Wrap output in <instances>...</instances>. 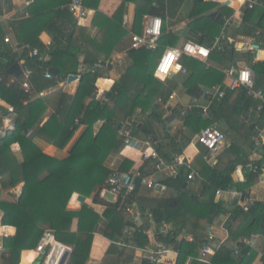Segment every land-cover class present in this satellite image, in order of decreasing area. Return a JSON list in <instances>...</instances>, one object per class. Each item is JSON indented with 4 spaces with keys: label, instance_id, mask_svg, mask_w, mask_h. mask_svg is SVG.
Masks as SVG:
<instances>
[{
    "label": "trees",
    "instance_id": "16d2710c",
    "mask_svg": "<svg viewBox=\"0 0 264 264\" xmlns=\"http://www.w3.org/2000/svg\"><path fill=\"white\" fill-rule=\"evenodd\" d=\"M151 2L152 0H122V4L114 16L108 18L98 10L100 0H83L85 8L93 10L95 16H98L100 31L95 39L89 38L86 30L73 22L71 13L66 7L69 2L60 9V13H67L69 18L64 15L56 16L54 20L46 24L47 22L42 19V15L47 13V9L36 12L33 17L37 24L51 37V44L48 48H45L37 40V34H33V31L22 24V29L15 32L16 39L23 45L29 44L30 48L38 50L36 57L28 56L27 52L23 53L24 66L31 70L30 92H25L22 88L23 78L21 75L16 77L8 74V69L11 66H17V59L13 58L10 49L1 46L0 101L11 107L12 110L9 114H13L15 117L14 129L8 131L4 137H0V212L2 213L0 225L12 226L16 229L13 237L2 238L3 247L8 250V255L3 257L2 264H19L22 252L32 250L46 231L52 234L56 243L72 249L68 264H83L89 254L91 231L96 222L97 214L85 205L78 211L68 210L67 206L75 193L90 198L95 204H104L100 198V191L107 187V180L111 174L104 165V159L110 152L96 144L94 124L102 120L104 122L102 130L115 139L116 131L115 128H112L115 116L122 108L127 109L126 113H123V119L121 118L116 127L118 129L125 123L124 119H131L135 110L139 108L143 113L151 110L146 122L151 128L146 129L145 133L151 135L153 140L156 139V135H154L157 131L156 127L162 126L164 130H167L166 120H162L156 113L158 105L154 103L153 99L156 95L167 99L168 92L163 88L159 91L152 82L149 84L150 81H155L153 75L156 66L154 53L157 50H139L133 57V63L127 71L128 75H133L135 83L141 85L139 94L137 93L132 98L129 97L125 88V81H119L115 82L106 94L107 100L103 106L98 103L88 104L82 119V124L86 128L73 145L66 159L57 160L47 156L39 151L33 143L35 137H42L54 147L62 148L66 145L76 129L74 120L77 106L80 104L77 105V103L82 97L84 99L87 85L91 83L94 85L96 80L102 77L100 70L105 67L94 68V64L105 60H98L99 57L106 58L111 55L112 49L109 48L108 38L110 34L118 30L117 19L122 18L126 6L130 3L134 6L135 22H139L147 9L145 6L153 5ZM203 6L212 7V5ZM227 11L228 14L232 13V11ZM255 14L260 17L262 13L257 12L256 9L245 10L238 35L252 37L255 40H264V23L262 22L264 20L256 24L251 23ZM70 31H72V35L66 43ZM2 37L3 34L0 32V45L3 44ZM81 53L86 54L85 63L88 70L80 76L81 83L75 97L63 96L55 114L52 115L47 124L40 127L39 123L42 118H38V115L35 114L33 116L28 115L25 112V103H28L36 93L53 88L66 81L71 75H78V55ZM230 53L229 51V55ZM42 54L49 55V60L45 62L40 59ZM50 68H55L56 74L52 75L51 79H46L45 74L49 73ZM250 70L254 76V89L260 90L264 98V62L252 64ZM234 96L235 98L232 99L231 97ZM231 100L237 105L243 101L244 104L242 108H239L240 110H237L233 107V103L230 107ZM251 103L255 109L262 104L260 101L252 102V99L247 97L246 92L242 90L233 96L225 95L220 99L215 98L211 101L208 113L211 119L203 121L201 111L189 110L184 118L185 129L188 135L193 137L212 122H218L227 117L230 129L241 130L244 124V110L248 109L246 106H250ZM108 104L113 105L114 112L112 115H115L114 117L103 113L108 108ZM3 110L0 106V114L3 113ZM73 112L74 114H72ZM263 115L264 104L261 111L256 113V117L261 120ZM174 118L175 115L172 116V119ZM138 129L136 126L134 131L138 132ZM246 131L248 137L253 130L247 128ZM167 138L165 140H168ZM180 141L181 144H176L173 139L169 141V144L176 148L177 154H181L182 149L189 144V139L185 141L184 138H181ZM13 144H18L22 151L23 160L19 163L13 161L7 153ZM121 144L120 140L116 141L111 151L113 153L118 152L119 147H122ZM235 148L236 146L232 145L218 155L217 164L212 168L207 167L208 170L203 174L201 180L188 182V172L183 168H180L179 176L175 179L164 180L163 185L175 191L172 195L170 193L168 199H154L150 196V192L142 194L141 189L134 192L133 197H131L133 202L136 201L137 197L139 207L151 211L156 222L167 221L172 224L173 234L162 238V241L167 245H172L178 251V264H182L189 256L196 257L203 245L207 226L212 225L221 213L225 202L222 199L215 200L216 192L232 189L247 195L248 190L259 176V171L253 173L246 168L243 181L236 182L233 180V172L229 171V166L239 163V160L236 159L237 155L232 154ZM157 150L163 156L162 144L157 146ZM200 152L201 154L204 152L202 147ZM165 155L168 157L167 154ZM127 166L122 168L121 172L128 171L129 165ZM186 183H190L194 187L198 186V188L190 190L192 189L189 187L190 184L184 188ZM19 184H23L22 188L16 190L13 196L9 195L8 192L14 190ZM169 199L174 200L177 213L181 210L180 216L174 215L173 210L168 208ZM226 202L232 206V217L227 224V231L231 240L255 233L264 237V216L261 217V214L255 213L258 211L256 210L257 205L248 212H244L241 209L242 206H237L236 197H231ZM108 207L113 209V215H111L113 218L110 220L111 224L104 235L113 240L114 236H121L123 227L130 225L129 216L123 211H115L116 204ZM75 220L77 227L76 230H73L72 225ZM119 222V231H116ZM187 226L192 227V231L197 229V232L193 233L192 240L190 242L185 239L177 240L178 234ZM117 241L126 243V248L120 250L114 244ZM147 245L148 239L142 234V230L137 229L130 235L113 241L108 250L110 259L106 263L130 264L135 250L145 248ZM250 251V248H242L238 256L234 257L230 248L221 246L215 256L211 258V264H240ZM260 262L264 264V248ZM23 263H28V259L24 258ZM192 264L201 263L193 262Z\"/></svg>",
    "mask_w": 264,
    "mask_h": 264
},
{
    "label": "crops",
    "instance_id": "0c3cea01",
    "mask_svg": "<svg viewBox=\"0 0 264 264\" xmlns=\"http://www.w3.org/2000/svg\"><path fill=\"white\" fill-rule=\"evenodd\" d=\"M69 1L70 0H0V32L3 34L2 40L8 39L9 41L8 43H4V41H2L3 44L0 45V49H2V47H6L12 51L13 58L17 59V68H20V73L21 67L24 66L25 62L23 53L27 52L28 56H31V53L26 49L24 50V47L26 45L29 46V44L23 45L22 42L18 41L16 39L15 32H19L22 29V24L27 29L33 31V34H37V40L41 42L45 48H48L51 44V37L42 29L41 26L37 24L33 16L36 12L38 13L43 9H47V13L42 15V19L47 22L46 24H48L49 21L54 20L56 16L64 15L66 18H69L67 13H60V9ZM257 1L259 2V5L255 6L252 10L256 9L257 12H261L262 14L260 17L255 14L251 20L252 24H256L257 22L264 20V0ZM225 2H228L226 7L223 6ZM152 3L153 5L151 6H145L147 9L145 10L144 15L139 22H135L134 6L130 3L126 6L125 13L123 14L122 18L117 19L118 30H114L116 32L110 34L108 38L109 48L112 49L111 55L106 58L103 56L98 58V60H107L105 65H103L105 68L100 70L102 77L97 79L94 85L92 83L87 85V90L84 92L86 93V95L84 94V99L82 97L80 102L77 103V105L79 103L80 104L77 106V113L75 112L76 116L74 124L76 125V129L66 145L62 148H57L42 137H35L33 139V143L39 151L47 156L57 160L66 159L69 156L73 145L76 143L86 128V126L82 124V119L88 104L98 103L100 106H103L107 100L106 94L110 91L114 83L119 81H125L124 84L129 97L132 98L137 95L138 92H140L141 85H137L134 81L133 75H128L127 71L133 63V57L138 52H130L131 34L141 33L144 17L160 18L163 22L162 35L158 42V47L156 49L157 51L154 53L155 64L159 57L163 54L162 52H164L166 49H178L187 41L200 43L207 48H212L214 42L219 39L221 35H225L226 42L224 53L213 51L208 60L205 62L184 57L185 59L183 58L182 65L186 71L185 74H173L166 80H159L154 77L155 81L149 82V84L152 82V84H154L159 91L162 88L167 90L169 95L167 99H163V97L158 95H156L153 99L154 103H157L158 105L156 113L161 117L162 120H166L167 126V130H164L162 126L156 127L157 131L154 133V135H156L155 140L151 138V135L145 133L146 129L149 130L151 128L148 126V124H146L147 117L149 116L151 110L143 113L141 109L138 108L133 113L131 119H124V124H130L132 126L133 136L135 138L140 141L150 140L155 143L156 147L159 146V144L163 145V149H165L166 153L161 152L163 154V156H161L159 152V159H151L142 162L141 154L144 150L142 143H132L130 146H126L123 140L119 137L118 132L120 127L118 129H116V127L121 121V118L123 119V113H126V108H122L117 116L114 115L115 118L112 123V128H115L116 131L115 139L102 130L104 123L102 120L94 124V131L96 136V144L100 148H104L110 152L104 159V165L110 173L112 171L121 172L122 168L128 167L127 165H129V170L125 173H132L134 171H138L137 169H139V172L142 174V176L155 181V187L152 189L140 186L139 189H141V193L145 194L150 192V196L154 199H168L170 197V193L172 195L175 193V191L172 188L168 189L167 186L163 185V181L169 178H176L172 177L168 170L169 165L176 158H178L179 161L189 162L191 168L199 175L200 180L202 179L206 170H208L207 167H213L209 166L203 160V154L205 151L202 148L204 152L201 154V146L196 142L194 136L191 137L188 135V132L184 126V118L187 115L182 116L181 114L184 111H187L188 113V107L190 106H205L208 100L204 97V93L206 91L213 92L214 89L223 91L224 96H233L235 93H240L242 90L246 92L247 97L252 99V102L260 101L262 104L260 106L258 105L257 109L254 108L252 103L250 106H246L248 109L244 110V124L241 130L230 129L227 117L226 119L224 118L221 121L212 122L210 124L212 125L216 123L217 126L220 127V130L225 137L223 149L218 155L223 153L225 149L230 148L232 145L236 146L232 154L237 155L236 159L239 160V163L229 166V168L232 166L231 172H233L232 178L234 181L241 182L244 180V171L249 164H255L261 168L257 180L252 184L247 192V195L234 190H232L234 192L233 196H223L222 198H217L215 195L216 201L222 199L226 204L224 203L222 206V211L218 215L215 222L212 225L207 226L206 233L203 238V245L208 233H212L218 242H222L221 246H226L233 252V242L237 241L240 237L236 240H231L229 237L227 224L232 217V206H229L226 200L231 197H236L237 206H242L241 209L244 212H248L252 207L257 205L256 210L259 212L256 211L255 213L261 214V217L264 216V115L262 116L263 119L261 120L257 119L258 117H256V113H259L262 109L264 98L259 99L256 96V93H258L260 90H255L254 85L252 89L242 87L236 90H229L227 85L230 80L225 75V72L231 67H234L236 70L242 68L250 69L252 64L264 62V40H255L252 37L238 35V30L243 22L246 10L241 6L242 0H203L202 2H199L198 0H152L151 4ZM121 4L122 0H100L98 10L108 18H112ZM203 5H212V7L208 8ZM87 10L89 11V15L87 17L88 19L85 22V25L81 28L86 30L89 38L95 39L99 35L100 31V26L97 20L98 16H95V12L93 10ZM227 10L232 11V13L228 14L229 12ZM213 13L219 14L215 20L209 17ZM226 18H230V21L227 25H225ZM262 22L264 23V21ZM159 51L161 55L158 54ZM229 51L231 52L230 55ZM41 56L42 57L40 59L44 60L45 62L49 60V55L42 54ZM227 56H229V58H227ZM86 59L87 57L85 53L78 55V75H71L72 77H76L75 80L68 82V79H66V81L59 83L53 88L41 93H36L31 97V100L28 103H25V112L28 113V115L33 116L35 114L38 115V118H42L41 122L39 123L40 127H43L45 124H47L52 115L55 114L60 102L63 99V96H68L70 98L75 97V94L77 93L81 83L80 76L83 74L80 71L82 66L87 67L85 63ZM214 83L216 84L213 85ZM90 87L92 88L90 89ZM171 96H173V99H170ZM231 98L234 99L235 96ZM214 99L215 98L212 99V97L210 98L211 101ZM232 103L233 107H235L237 110H240L239 108H242L244 101L237 105L233 100H231L230 107H232ZM0 106L4 109L3 113H1L2 116L0 115V133L3 132L4 135L8 131L14 129L13 121L15 116H13V114H9V112L12 110L9 105L0 101ZM112 106L113 105L108 104V108L104 110L103 113L108 116H113L112 114L114 109ZM195 110L200 111L199 108ZM4 112L7 113L5 114ZM72 114H74V112ZM173 115H175L174 119H172ZM201 118L203 121L211 119L209 114L207 117H203V115H201ZM9 125H12V129L5 130L4 128ZM136 126L139 128L137 130L138 132L134 131ZM179 128L182 132L179 130ZM247 128L253 130L251 135L248 137L246 131ZM176 130L178 132H176ZM175 134L177 135V138H173V135ZM166 137H168V140H165ZM181 138H184L185 141L189 139V144L182 149L181 154H177L176 148L169 144V141L173 139L176 144H181ZM118 140L121 141L122 147H119L120 149L118 152L113 153L111 150ZM9 150H11L9 155L13 161L15 159L16 162L19 163L23 160L22 151L18 144L11 145ZM165 154H167L168 157H166ZM185 171L187 170L185 169ZM196 180L199 179L195 178L191 181L195 182ZM187 181L189 182V180ZM189 184L190 183H186L183 187L185 188ZM22 186L23 184H19L15 190H20ZM189 187L192 188H189L190 190H196L198 188V186L194 187L191 184ZM12 193L14 194V192ZM76 195L80 194H73L69 201V204L75 206L74 211L80 210L82 206L85 205L87 208L93 210L97 214L96 222L91 231L89 254L83 264H107L106 261L110 259V254L108 253L109 247L111 244H113V241H116L117 238L121 239L123 236L129 235L124 234V229L127 226L123 227L120 237L114 236L115 238L113 240L105 237L104 233L110 226V220L113 218L111 216L113 215V209L108 207L115 204L112 196L108 193H105L103 197H101V199L104 201V204H95L90 198L84 196L85 200L83 205L76 206V203H71L72 200L75 201L74 196ZM169 200L168 208L173 210V214L177 216L178 213L175 210L176 204L173 199ZM135 203L136 207L140 211H149L148 209L143 210L139 207L137 197ZM115 211H117V209ZM1 217L2 213L0 212V222ZM169 224L172 227V235L173 226L171 223ZM72 226L73 230H76V220L73 222ZM146 226L149 236L148 238L146 235V238L150 239L149 244H152L154 241L153 228L149 227L148 225ZM119 227L120 222L116 228V231H119ZM191 228H189V226L184 228L182 232L178 234L176 239H185L186 241L190 242L192 240L193 233L197 232V229L192 231ZM15 232L16 229L12 226L0 225V264H2L3 257L8 255V250L3 247L2 238L13 237ZM249 236H253L255 238V244L251 248L248 256L244 258L240 264H262L260 259L262 257V249L264 248V237L256 233ZM170 246L173 248L172 245ZM35 247L32 250H26L22 252L19 264H25L23 263L24 258L28 259V263L26 264H36L35 262L38 257H44V255H39L35 252ZM174 250L177 251L176 249ZM200 250L197 252L196 257H198ZM30 254L33 256L32 258L29 256ZM141 256L142 253L140 249L135 250L130 264H145ZM196 257L189 256L188 258L193 259ZM166 258H177L178 264L179 253L177 256L169 253ZM68 262L69 259L67 260L66 264H68ZM193 262L197 261L192 260L189 264H192Z\"/></svg>",
    "mask_w": 264,
    "mask_h": 264
},
{
    "label": "built area",
    "instance_id": "2783aa9c",
    "mask_svg": "<svg viewBox=\"0 0 264 264\" xmlns=\"http://www.w3.org/2000/svg\"><path fill=\"white\" fill-rule=\"evenodd\" d=\"M259 5L257 0H242V7L246 10H252L255 6ZM67 9L71 13V16L76 25L84 26L89 15V11L85 8L83 0H70L67 4ZM230 21V18L225 19V25ZM163 22L160 18L156 17H144L142 31L140 34H131V44L130 49L133 51L148 50L155 51L158 47L159 39L162 35ZM4 43L8 42V39L3 40ZM225 35H221L219 39L214 42L212 48H207L200 43H195L192 41L185 42L178 49H166L163 54L159 57L154 68V77L159 80H166L173 74H185L186 71L182 65V60L184 57L197 59L205 62L210 57L213 51L225 52ZM191 48V51H189ZM24 49L30 51L32 57L38 55L37 49H32L30 46L26 45ZM169 54L172 55V59L169 62L168 71L161 72L165 60L168 58ZM107 60L99 61L94 64V68H99L105 65ZM179 65V70H176V66ZM86 66H82L81 73L87 71ZM20 75L23 78L22 88L25 92H30L31 89V70L25 66L21 67ZM225 75L229 78V83L227 85L229 90H236L239 88L252 89L254 85V76L250 69L242 68L236 70L234 67L229 68ZM51 74L46 73L45 78L51 79ZM224 92L219 89H214L213 92L206 91L204 97L207 98L208 102L205 106L193 105L188 107L189 110L197 109L201 111L203 117H207L209 113V108L211 104L210 98H222ZM259 99H263L261 92L256 93ZM173 99V96L170 97ZM210 100V101H209ZM182 116L187 115V111H184ZM77 123V121H76ZM5 130H11L12 125L4 128ZM119 137L123 140L126 146H130L132 143H142L143 151L141 154L142 162L151 159H159V152L155 143L147 140L140 141L133 136V129L130 124H123L120 126ZM196 142L204 149L203 160L209 165L214 166L217 164V156L223 149L224 136L218 129L216 123L202 129L197 135L194 136ZM257 144V142H256ZM180 168H185L188 171L187 180L191 181L195 178L200 179L199 175L191 168L189 162L179 161L176 158L168 167L170 175L172 177H177L179 175ZM248 171L257 173L261 168L255 164H249L247 167ZM138 171L132 173H125L120 171H112L108 180L107 187L100 191V198L103 197L105 193L112 196L113 201L116 204L117 211H123L129 216V226L124 229V234H129L137 229L142 230V234L146 237L148 236L147 226L153 228V238L154 241L150 243L148 239V245L145 248L140 249L142 253V260L145 264H177V258L167 259L169 253L174 256L178 255L170 245L165 244L162 238L171 235V225L167 221L156 222L153 214L149 211H140L136 207V203L131 200L133 193L135 192V179H140V186H144L148 189L155 187V181L142 176ZM217 198H222L223 196L229 197L233 196L234 192L232 189H227L225 191L218 190L216 192ZM149 238V236H148ZM255 238L253 236H243L237 241H234L233 255L238 256L242 248H252L255 244ZM114 244L120 249L126 248L127 244L123 241L114 242ZM56 245V246H55ZM222 245V242H218L212 233H208L205 239L204 245L201 247L198 257L190 259L188 258L183 264H189L192 260H195L201 264H211V258L215 256L217 250ZM57 243L54 240L50 232H44L38 241L35 252L39 255H44V261L52 256L54 258V263H57L64 250H72L68 246H62L59 251L56 249Z\"/></svg>",
    "mask_w": 264,
    "mask_h": 264
},
{
    "label": "water",
    "instance_id": "95a60500",
    "mask_svg": "<svg viewBox=\"0 0 264 264\" xmlns=\"http://www.w3.org/2000/svg\"><path fill=\"white\" fill-rule=\"evenodd\" d=\"M198 1L199 2H202L203 0H198ZM227 5H228V2H225L223 4V6H225V7ZM218 16H219L218 13H213L209 17L211 19H214L215 20V19H217ZM71 34H72V31H70V33H69V35L67 37L66 42L69 41V39L71 37ZM130 52H133V50H131ZM49 73L51 75H55L56 74V69L55 68H50L49 69ZM8 74H11V75H14V76L18 77V76H20V71L17 68V66L14 65V66H11L8 69ZM75 79H76V77L69 76L68 77V82L73 81ZM4 113L6 114L7 112H4ZM229 171H232V166H231V168H229ZM134 184H135V192H136V191H138V189L140 187V179H135ZM9 195L13 196L14 194L12 192H9ZM74 197H75L76 206H82L83 205V202L85 200L84 196H82V195H76ZM62 246H64V245H62ZM71 251L70 250H64V253L62 254V256L60 257V259L58 260L57 263H54V258L52 256H49L45 261H42L41 263H38V264H66L67 260L69 259L70 254H71Z\"/></svg>",
    "mask_w": 264,
    "mask_h": 264
},
{
    "label": "rangeland",
    "instance_id": "374dc122",
    "mask_svg": "<svg viewBox=\"0 0 264 264\" xmlns=\"http://www.w3.org/2000/svg\"><path fill=\"white\" fill-rule=\"evenodd\" d=\"M8 42H9V41H8ZM8 42H7V43H8ZM0 115H1V114H0ZM1 116H2V115H1ZM218 129L220 130V127H218ZM177 130H178V129H177ZM177 130H176V132H178ZM179 130L181 131L180 128H179ZM220 131H221V130H220ZM181 132H182V131H181ZM221 133H222V131H221ZM0 134H1V137H2L3 132H1ZM5 135H6V134H4L3 137H4ZM173 136H174L173 138H177V135H176V134L173 135ZM223 136H224V135H223ZM224 141H225V137H224ZM11 150H12V149H11ZM11 150H8V151H7L8 156H10L9 153H10ZM163 152H165V149H163ZM165 153H166V152H165ZM14 161L16 162L15 159H14ZM10 192H16V190H15V189H14V190H10ZM71 203L73 204V203H75V201L72 200ZM67 208H68V210H74V209H75V206H73V205H71V204L68 203ZM178 213H179L178 215L180 216V215H181V210H180ZM69 248H70V247H69ZM29 259H30V258H29ZM29 261H30V260H29ZM42 261H43V257L41 256V257H38V258H37V260H36L35 263L38 264V263H41Z\"/></svg>",
    "mask_w": 264,
    "mask_h": 264
},
{
    "label": "clouds",
    "instance_id": "9594fccd",
    "mask_svg": "<svg viewBox=\"0 0 264 264\" xmlns=\"http://www.w3.org/2000/svg\"><path fill=\"white\" fill-rule=\"evenodd\" d=\"M189 51H191V48H189ZM172 59V55L169 54L168 58L165 60L162 68L160 69L161 72H167L168 71V67H169V62L171 61ZM179 65L176 66V70H179Z\"/></svg>",
    "mask_w": 264,
    "mask_h": 264
},
{
    "label": "bare ground",
    "instance_id": "6f19581e",
    "mask_svg": "<svg viewBox=\"0 0 264 264\" xmlns=\"http://www.w3.org/2000/svg\"><path fill=\"white\" fill-rule=\"evenodd\" d=\"M141 29H142V28H141ZM162 53H163V52H162ZM160 55H161V54H160ZM184 59H185V58H184ZM57 245H58V246L56 247V249L60 251V250L62 249V246H61V244H58V243H57ZM55 246H56V245H55ZM29 256H30L31 258L33 257L31 254H30Z\"/></svg>",
    "mask_w": 264,
    "mask_h": 264
}]
</instances>
